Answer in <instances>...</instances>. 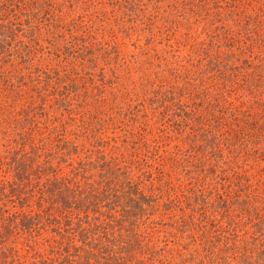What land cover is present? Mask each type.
<instances>
[{"label":"rangeland","instance_id":"374dc122","mask_svg":"<svg viewBox=\"0 0 264 264\" xmlns=\"http://www.w3.org/2000/svg\"><path fill=\"white\" fill-rule=\"evenodd\" d=\"M102 161L135 264H264V0H0V264H79L40 189Z\"/></svg>","mask_w":264,"mask_h":264},{"label":"trees","instance_id":"16d2710c","mask_svg":"<svg viewBox=\"0 0 264 264\" xmlns=\"http://www.w3.org/2000/svg\"><path fill=\"white\" fill-rule=\"evenodd\" d=\"M100 166L97 178L85 187L55 174L43 182L40 197L54 210L52 231L79 250V264H135L141 246L137 220L153 208L154 199L107 161ZM25 167L17 163L16 169L25 172ZM35 219L19 223L30 231L39 222Z\"/></svg>","mask_w":264,"mask_h":264}]
</instances>
